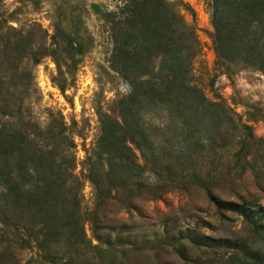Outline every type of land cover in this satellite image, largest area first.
<instances>
[{
  "label": "rangeland",
  "instance_id": "1",
  "mask_svg": "<svg viewBox=\"0 0 264 264\" xmlns=\"http://www.w3.org/2000/svg\"><path fill=\"white\" fill-rule=\"evenodd\" d=\"M165 1L189 29L157 6L128 22L126 0H0L3 31L48 33L21 116L70 148L85 239L0 208V264H264V73L217 65L214 0Z\"/></svg>",
  "mask_w": 264,
  "mask_h": 264
},
{
  "label": "trees",
  "instance_id": "2",
  "mask_svg": "<svg viewBox=\"0 0 264 264\" xmlns=\"http://www.w3.org/2000/svg\"><path fill=\"white\" fill-rule=\"evenodd\" d=\"M126 2L122 14L129 12L125 17L128 22L140 19L146 26L148 19L138 15V8L145 10L157 6L154 11L160 8L162 22L173 23L175 19L180 27L189 29L177 12L176 18L173 16L176 4L165 0ZM213 11L217 65L227 74L234 66L255 68L264 73V36L259 35L264 28V0H214ZM55 26L58 31L62 30L61 21ZM2 27L5 26L0 25V208L4 224L8 229L14 227L16 211L21 204L26 205L25 211L33 215L35 210L41 220L35 228L47 226L44 220H50L52 224L47 228L58 231L71 229L68 233L72 240L70 244L84 245L83 231L76 232L82 223L75 211L79 206L74 191L78 178L74 175L73 164L67 165L70 148L61 141V132L55 135L57 125L43 131L21 116L31 77L25 61L37 64L50 53L46 41L48 33L35 21L27 29L6 26L7 30L3 31ZM142 88L145 90L147 87L144 85ZM193 91L198 105H217L207 99L197 86ZM15 92L19 98L13 116L11 99ZM136 95L135 90L132 96ZM14 126L18 128L13 131Z\"/></svg>",
  "mask_w": 264,
  "mask_h": 264
}]
</instances>
